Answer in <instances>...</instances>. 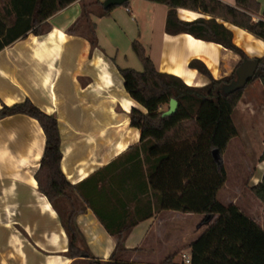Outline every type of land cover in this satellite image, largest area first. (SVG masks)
Here are the masks:
<instances>
[{
  "label": "crops",
  "instance_id": "obj_1",
  "mask_svg": "<svg viewBox=\"0 0 264 264\" xmlns=\"http://www.w3.org/2000/svg\"><path fill=\"white\" fill-rule=\"evenodd\" d=\"M104 1L76 0L47 20L49 30L44 34L30 32L2 49L0 99L13 105L29 98L57 117L61 167L72 184L83 183L81 193L89 203L83 199L77 223L97 258L108 260L117 244L106 225L116 231L137 221L125 240L127 248H138L129 261L163 264L173 255L172 264H186L185 259L177 262L178 253L188 249L191 254L189 245L208 226L193 240L183 241L177 222L191 213L157 208L147 183L149 165L140 146L141 131L130 123L132 108L146 109L127 92L119 68L137 67L132 43L139 40L159 71L203 85L209 80L189 66L192 60L203 61L220 78L229 72L226 60L238 54L188 33H167L166 4L129 0L100 16ZM221 1L236 6V0ZM258 1L261 10L254 18L264 20V0ZM84 10L96 30L95 45L86 34V19L78 31H69ZM178 16L188 21L210 17L184 8L178 9ZM218 20L250 56L264 55V40ZM45 146L44 130L35 118L14 114L0 119V264H74L67 255L70 241L60 216L35 177ZM263 152L264 139L241 210L264 229V204L250 190L264 176ZM227 188L226 181L219 197L226 191L225 201L237 204L235 191Z\"/></svg>",
  "mask_w": 264,
  "mask_h": 264
},
{
  "label": "trees",
  "instance_id": "obj_2",
  "mask_svg": "<svg viewBox=\"0 0 264 264\" xmlns=\"http://www.w3.org/2000/svg\"><path fill=\"white\" fill-rule=\"evenodd\" d=\"M75 1L0 0V51L30 32L37 35L47 32V20ZM151 1L168 5L167 33H188L221 44L241 56L237 67L221 78H215L203 61L192 60L189 66L198 69L209 81L202 86L188 85L180 76L159 71L144 45L139 40L133 41L132 49L143 69L126 67L119 70L127 92L146 109L143 112L132 108L130 123L141 131L140 146L149 165L147 183L156 197L157 208L205 215L208 228L189 245L191 264H264V229L237 205L219 200V193L228 178L223 153L230 140L239 135L233 113L249 84L259 79L264 85V55L254 58L259 61L256 73L244 87H238V68L250 57L233 41L232 30L218 19L264 40V20L254 19L261 10L260 2L236 0V6H232L221 0ZM113 7L105 8L100 2L99 15L109 14ZM179 8L210 17L183 20L178 16ZM83 19H86V34L95 45L96 30L86 10L69 31H78ZM172 99L178 101V109L174 114L164 115L162 106ZM14 114L35 118L44 130L46 146L35 177L39 190L48 197L60 216L70 241L67 255L74 259V264L83 260L89 261L88 264H142L125 257L138 250L125 246V240L137 221L116 231L106 225L117 237L116 247L108 260H101L93 254L77 223V215L84 207L83 183L72 184L61 167L63 153L57 117L40 109L29 98L13 105L2 103L0 119ZM215 150L219 152L218 158L214 156ZM261 158L264 159V152ZM250 190L264 204V176ZM76 191L79 197L73 195ZM57 197L65 198L68 214L63 215L56 203ZM172 259L173 255H170L163 264H172Z\"/></svg>",
  "mask_w": 264,
  "mask_h": 264
},
{
  "label": "rangeland",
  "instance_id": "obj_3",
  "mask_svg": "<svg viewBox=\"0 0 264 264\" xmlns=\"http://www.w3.org/2000/svg\"><path fill=\"white\" fill-rule=\"evenodd\" d=\"M245 52L250 58L256 57L254 55L250 56L251 54H248L247 51ZM135 54H133L136 61L135 66H137L135 69L141 71L143 66ZM240 60V55L234 59L226 60L227 63L225 62V65L227 66H225V68L227 69V72L229 71L227 75H229L237 67ZM246 103L248 107L247 110ZM167 108L168 104H164L162 109L167 110ZM233 119L239 130V135L230 140L228 147L223 153V159L228 174V188L226 190L228 191L232 189L235 191L238 198L237 204L235 205L241 209L246 205L244 202L246 200L247 191L246 183L258 160V154L264 139V85L261 80L257 79L245 88L242 99L233 113ZM126 159L127 158H122V160H120L125 161ZM225 193L226 191L223 192L221 197H219V200L224 204H228L227 201H225ZM73 195L75 197L80 196L77 191L74 192ZM56 203L62 210L63 215L68 214L65 198L57 197ZM259 212L260 211L257 210V213ZM191 215L192 216L177 222V224H181L182 226V232L180 234L183 241L190 239L193 240L202 228L204 229L209 226V224L204 222V214L191 213ZM183 255H185V257H189L191 254L188 249L180 251L176 258L177 262L181 263V261L185 259V257L183 258ZM125 257L130 260L132 255H127ZM88 263L89 261L83 260L77 264Z\"/></svg>",
  "mask_w": 264,
  "mask_h": 264
},
{
  "label": "water",
  "instance_id": "obj_4",
  "mask_svg": "<svg viewBox=\"0 0 264 264\" xmlns=\"http://www.w3.org/2000/svg\"><path fill=\"white\" fill-rule=\"evenodd\" d=\"M128 1L129 0H105L103 4L105 8H109L112 6L124 5ZM258 67H259V61L254 58H250L249 60L243 62L238 68L237 86L244 87L248 82V80L256 73ZM177 109H178V101L176 99H172L168 103V108L167 110L164 111V115L174 114L177 111ZM214 156L216 158L219 157L218 150L214 151Z\"/></svg>",
  "mask_w": 264,
  "mask_h": 264
},
{
  "label": "bare ground",
  "instance_id": "obj_5",
  "mask_svg": "<svg viewBox=\"0 0 264 264\" xmlns=\"http://www.w3.org/2000/svg\"><path fill=\"white\" fill-rule=\"evenodd\" d=\"M192 40L194 39L192 38ZM188 84L189 85H201L202 83L200 84L198 80H188Z\"/></svg>",
  "mask_w": 264,
  "mask_h": 264
},
{
  "label": "built area",
  "instance_id": "obj_6",
  "mask_svg": "<svg viewBox=\"0 0 264 264\" xmlns=\"http://www.w3.org/2000/svg\"><path fill=\"white\" fill-rule=\"evenodd\" d=\"M255 20H258V19H256V18H254ZM185 256V255H184ZM185 263L186 264H191V258L190 257H185Z\"/></svg>",
  "mask_w": 264,
  "mask_h": 264
}]
</instances>
